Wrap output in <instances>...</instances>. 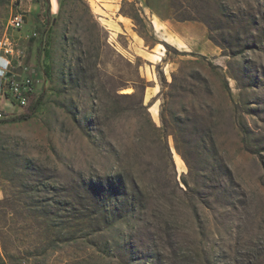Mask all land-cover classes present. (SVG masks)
Instances as JSON below:
<instances>
[{"label":"rangeland","instance_id":"1","mask_svg":"<svg viewBox=\"0 0 264 264\" xmlns=\"http://www.w3.org/2000/svg\"><path fill=\"white\" fill-rule=\"evenodd\" d=\"M46 11L0 0V57L43 96L12 121L23 108L0 82V264H264V0H49V24ZM142 98L156 127L165 100L179 152Z\"/></svg>","mask_w":264,"mask_h":264},{"label":"trees","instance_id":"2","mask_svg":"<svg viewBox=\"0 0 264 264\" xmlns=\"http://www.w3.org/2000/svg\"><path fill=\"white\" fill-rule=\"evenodd\" d=\"M43 1L47 6V11L45 14L46 23L49 24V22H50V19H49L50 18L49 0H43ZM58 4H59V11H60V3H58ZM196 14H200L199 11H196ZM197 19L202 20L200 15H197ZM181 20H189V19H185V17L183 16ZM39 32L40 31L38 29H36L34 31L32 37H30L28 39L30 43H32L35 40V38L37 36H39ZM164 84H165V86H168L170 89L173 88L172 83L171 84L164 83ZM145 87H146V84L144 83L140 88L137 89V93L143 94L145 91ZM162 88H163V86H162ZM159 94H161V92H159ZM42 97H43L42 95H39L37 97H34L33 95L27 96L26 105L24 107H22L23 111L11 120L15 121V120H28V119H30L34 115V113L38 110L39 106L41 105ZM165 104H166L165 100L163 99L162 103L160 105L161 110H160V114H159L161 126L156 127V125L150 119V115L147 112L146 106H144V104H143V98L140 100V103H139L141 110L143 111L144 115L146 116V119H147L146 121H147L149 127L151 128V130L154 134L158 135V138L164 144V149L166 151H168L167 137H168V135H171L175 141L176 151L179 152V148L177 146L178 136L176 135L177 134L176 128H178L177 127L178 121H177V119H175L173 117H171L170 120L166 119V117L164 116V110H163L164 107H166Z\"/></svg>","mask_w":264,"mask_h":264},{"label":"built area","instance_id":"3","mask_svg":"<svg viewBox=\"0 0 264 264\" xmlns=\"http://www.w3.org/2000/svg\"><path fill=\"white\" fill-rule=\"evenodd\" d=\"M24 16L22 13H15L8 19V25L15 30L22 28ZM5 52L12 55V48L5 46ZM15 66L11 58L2 59L0 65V82L5 87V93L10 95L11 100L20 108L26 105L27 96L34 94L33 80L25 75L26 68H23L22 75L14 72ZM0 118L2 115L0 113Z\"/></svg>","mask_w":264,"mask_h":264},{"label":"bare ground","instance_id":"4","mask_svg":"<svg viewBox=\"0 0 264 264\" xmlns=\"http://www.w3.org/2000/svg\"><path fill=\"white\" fill-rule=\"evenodd\" d=\"M94 12H95V13H98V10L95 8V9H94ZM118 20H119V21H123L124 18L121 17V16H119ZM152 24H153L154 29L159 30V27H160V26H159V23H158L157 20H154V21L152 22ZM163 41L167 42L168 44H174L177 48H183V44H182L180 41H178L174 36H173V37L170 36V37L163 38ZM158 47H161V45H157V46H156V49H157ZM163 52H164V48L161 47V51H160L159 55L156 56L158 60H161V59H162ZM130 92H131L130 89H125V90L122 91L123 94H129Z\"/></svg>","mask_w":264,"mask_h":264},{"label":"crops","instance_id":"5","mask_svg":"<svg viewBox=\"0 0 264 264\" xmlns=\"http://www.w3.org/2000/svg\"><path fill=\"white\" fill-rule=\"evenodd\" d=\"M24 36L27 37V36H26V33H24ZM23 38H24V37H23ZM11 43H12V40L4 35V36L2 37V39L0 40V51L2 50V52H4V54H5V53H6V52H5V46H7V45L10 46ZM3 46H4V47H3ZM154 54H156V53H154ZM154 54H150V55L155 56ZM4 58H9V57H8V55H6V56H1V57H0V65H1V63H2V59H4Z\"/></svg>","mask_w":264,"mask_h":264}]
</instances>
